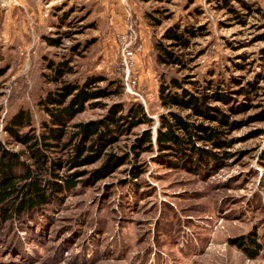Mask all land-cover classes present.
<instances>
[{
  "label": "rangeland",
  "instance_id": "obj_1",
  "mask_svg": "<svg viewBox=\"0 0 264 264\" xmlns=\"http://www.w3.org/2000/svg\"><path fill=\"white\" fill-rule=\"evenodd\" d=\"M40 1L47 7L48 27L13 34L6 26L9 18L4 25L0 19L3 140L8 139L3 125L20 108L31 110L38 129L47 118L39 100L56 87L47 76L49 61L69 59L74 73L66 78L71 81L91 74L116 77L121 71L117 33L128 27L146 43L137 61L136 89L143 98L126 91L97 99L69 122V134L48 153L61 161L59 173L75 174L79 182L39 212L0 226V264H264V119L255 117L264 109V0H244L249 9L233 0L236 12L218 0ZM176 23L205 27L183 52L184 69L156 59L155 41ZM44 37L60 38L61 44L50 45ZM162 73L205 84L214 79L232 90L230 103L216 105L241 124L226 129L233 143L218 151L219 163L195 171L172 167L155 140L133 149L143 131L151 128L155 135L160 115L168 112L159 97ZM251 81L257 89L240 94ZM130 100L142 101L154 124L118 136L94 162L69 164L75 125L102 118L113 103ZM244 104L246 111L231 113V106ZM9 146L23 149L13 142ZM109 154L122 160L103 178L90 180ZM134 169L139 176L133 178ZM252 231L262 244L256 258L229 242Z\"/></svg>",
  "mask_w": 264,
  "mask_h": 264
},
{
  "label": "trees",
  "instance_id": "obj_2",
  "mask_svg": "<svg viewBox=\"0 0 264 264\" xmlns=\"http://www.w3.org/2000/svg\"><path fill=\"white\" fill-rule=\"evenodd\" d=\"M232 1L218 0L229 12H236ZM237 1L250 8L244 0ZM238 18L245 22L240 16ZM204 29L203 25L196 27L178 23L167 27L155 41L157 62L163 66L186 68L183 52L190 48L193 38L204 34ZM137 35L144 42L140 32ZM44 38L50 45L61 44L60 38ZM70 62L69 59L51 60L47 65L51 70L47 74L49 82L56 87L39 100L47 115L39 129L34 125L31 110L26 108H20L3 125L8 139L0 137V226L39 212L41 207L58 199L65 190L77 186L79 181L75 179V174L59 173L61 161L51 157L48 152L53 150L52 146L62 144L69 134V122L93 105L94 100L121 96L126 92L122 70L115 71L116 77L91 74L82 82L71 81L66 78L74 73ZM138 70L136 72L139 74ZM4 73L5 70L0 69V76ZM187 84H192L191 88ZM248 85L242 86L238 92L247 94L251 88L257 89L255 81L248 82ZM232 93L231 89L222 88L214 79H207L205 84L204 81L201 83L199 80L162 73L159 97L161 105L168 112L160 115L155 135L151 128L143 131L136 138L133 149L153 145L155 140L163 160L172 167L184 166L195 171L219 163L221 155L218 151L233 143V140L226 138V129L241 124L231 121L227 112L216 105V102L230 103ZM247 106L233 105L230 110L234 114L246 111ZM255 117L264 119V109ZM145 124L152 126L154 119L147 113L142 101L113 103L104 117L75 125L76 129L70 134L73 140L68 144L74 153L68 163L80 165L94 162L109 145L117 141L118 136ZM10 142L21 145L23 149L11 148ZM120 160L117 155L109 154L104 164L91 172L90 180L103 178ZM138 171H132L133 178L139 176ZM229 242L250 258H256L262 249L256 231L231 237Z\"/></svg>",
  "mask_w": 264,
  "mask_h": 264
},
{
  "label": "crops",
  "instance_id": "obj_3",
  "mask_svg": "<svg viewBox=\"0 0 264 264\" xmlns=\"http://www.w3.org/2000/svg\"><path fill=\"white\" fill-rule=\"evenodd\" d=\"M47 2V0H46ZM40 0H0V19L7 23L9 33L31 32L33 28L46 25L49 14ZM33 21V27H31ZM45 23V24H43ZM23 28V29H22Z\"/></svg>",
  "mask_w": 264,
  "mask_h": 264
},
{
  "label": "built area",
  "instance_id": "obj_4",
  "mask_svg": "<svg viewBox=\"0 0 264 264\" xmlns=\"http://www.w3.org/2000/svg\"><path fill=\"white\" fill-rule=\"evenodd\" d=\"M117 41L121 50L120 68L124 76L126 91L131 95H142L136 89L140 82V75L136 72L138 60L145 52V43L139 39L136 31L129 27L117 33Z\"/></svg>",
  "mask_w": 264,
  "mask_h": 264
}]
</instances>
